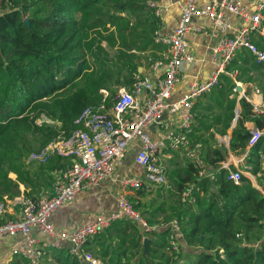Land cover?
Returning a JSON list of instances; mask_svg holds the SVG:
<instances>
[{"label":"trees","instance_id":"trees-1","mask_svg":"<svg viewBox=\"0 0 264 264\" xmlns=\"http://www.w3.org/2000/svg\"><path fill=\"white\" fill-rule=\"evenodd\" d=\"M149 1L0 0V201L21 194L35 200L52 196L55 171L68 168L71 159L54 155L45 164L27 163L30 153L69 138L83 110L101 102L102 89L112 104L119 88H130L145 66L142 59L151 65L162 57L164 47L153 40L162 21ZM227 70H238L236 79L244 84L262 87L264 98V69L252 52L238 51ZM220 79L196 99L189 133L192 146L201 144L217 155L213 161L204 157L214 178L201 175L194 160L180 159L182 150H175L167 160L168 187H158L148 202L141 201L153 192L146 185L129 196L148 223L165 227L148 233L146 252L137 223L114 221L87 243L102 264H264V133L248 149L246 125L254 122L264 130V113L245 96L238 99L235 79L227 74ZM231 128V151L245 154V168L257 184L244 174L236 183L219 165L224 154L213 147L216 134L227 135ZM174 219L179 231L170 224ZM48 253L40 264H83L69 245ZM8 264L31 263L16 252Z\"/></svg>","mask_w":264,"mask_h":264},{"label":"built area","instance_id":"built-area-1","mask_svg":"<svg viewBox=\"0 0 264 264\" xmlns=\"http://www.w3.org/2000/svg\"><path fill=\"white\" fill-rule=\"evenodd\" d=\"M149 4L162 21L153 33V40L164 47L162 57L150 67L157 76H144L138 71L131 87H120L112 104L108 102L109 91L102 89L101 102L83 110L75 120L79 127L69 138L61 136L30 153L27 163L45 164L54 155L71 159L68 168L55 171L52 196L43 195L37 200L21 196L0 201V239L20 235L14 253H20L31 264L49 259L48 249L63 246L64 242L83 264H102V260L88 250L87 243L119 219L137 223L144 238L149 232L165 227L166 224L153 226L148 223L130 200V192L143 185L168 187L166 159L171 156L165 150L185 151L201 167L200 174L213 179L214 174L207 173L201 157L202 145L192 146L189 139L196 99L211 92L220 83L222 74L235 79L238 91V86L244 84L236 79L238 70L227 69L241 49L252 52L264 69V44L259 45L255 37L256 34L264 37V0H150ZM169 15H173L176 22L168 28ZM198 37L209 40L211 72L206 78L200 75L192 78L187 91L174 97L178 84L186 78L185 68L197 61L191 38ZM240 96L249 100L243 91L238 98ZM254 110L264 113V109L258 107ZM151 127L160 129L161 135L154 138L149 132ZM250 130L248 149L264 133L256 126ZM134 140L142 143L134 162L143 174L119 181V207L113 212H101L93 221L83 222L73 230L57 227L52 215L59 208L71 205L82 191L101 187L104 181L111 179ZM225 140L228 148L227 135ZM223 166L229 169L228 179L236 183H240L241 174L254 179L253 174L238 163L234 168ZM188 195L189 191L184 193V197ZM11 201L19 203L22 210L18 217L7 219ZM170 224L176 231L180 230L177 219ZM36 230L49 239L36 235ZM172 242L175 248L179 247L176 241Z\"/></svg>","mask_w":264,"mask_h":264},{"label":"crops","instance_id":"crops-1","mask_svg":"<svg viewBox=\"0 0 264 264\" xmlns=\"http://www.w3.org/2000/svg\"><path fill=\"white\" fill-rule=\"evenodd\" d=\"M249 1L252 0H246V2ZM253 1H258V0H253ZM167 19H168L167 22L168 28L170 26L173 27L176 22L174 16L169 15L167 16ZM255 37L257 40L261 39V37L257 34L255 35ZM191 41H192L193 50L196 54L197 61L185 68L186 78H184L183 81H181L178 84L177 89L174 93V97H179L180 95H182L187 91L189 83L191 82L192 78L196 77L197 75L206 78L211 72L212 64L209 59V55H210L209 40L203 37H198L196 39L191 38ZM160 55L162 56V52L160 53ZM139 71H141L144 76H150V75L153 77L157 76L156 73L152 72L149 66L146 67L140 66ZM255 88H258L260 91V95H261L260 101L252 97ZM249 90H250L249 91L250 96L248 97L249 101L253 102L255 107L264 109V98H263L262 87L255 86L254 84H252ZM246 125L247 127H249V129H251L250 126L252 128L253 126H255L254 122L253 123L248 122V124ZM149 132L150 134H152L154 138H157L161 135L160 129L158 128L151 127L149 129ZM218 135L219 134H216V137ZM141 145L142 143L139 140L133 141L131 148L127 152L124 160L118 166L115 175L111 179H107L106 181H104L103 182L104 184L101 187L84 190L77 196V198H75L72 201L71 205L67 207L59 208L52 215V220L55 223V225H57V227H59L60 229L73 230L74 228L80 226V224L83 222L93 221V219H95L96 216L101 212H113L114 210H116L119 207V204L117 203V193L120 187L119 181L122 178L132 177V175L143 174V170L141 169V167L138 166L136 162H134V157L138 152V150L140 149ZM173 152L174 151L170 152L169 150H165V153H168L170 156H172ZM169 159L170 158L166 159V163L167 160ZM230 160H231L230 161L231 164L238 162L235 156H233ZM150 188L153 189V187ZM21 189L24 192V190L26 189L25 185H21ZM133 190L134 191L130 192L131 195L135 193V189ZM21 196H24V194H21L18 197ZM21 210H22V206L19 203H17L16 201H11V203H9V210L5 218L7 219L16 218L20 215ZM35 234L41 236L44 239H49L48 236H46L44 233L40 231L36 230ZM20 240H21L20 235L13 236L12 238L10 237V238L0 239V264L9 263V261L13 257L14 250L17 247L16 245ZM63 245H68V243L64 242Z\"/></svg>","mask_w":264,"mask_h":264},{"label":"rangeland","instance_id":"rangeland-1","mask_svg":"<svg viewBox=\"0 0 264 264\" xmlns=\"http://www.w3.org/2000/svg\"><path fill=\"white\" fill-rule=\"evenodd\" d=\"M142 61H143V63H145V66H148V65L150 66V60H147V58L142 59ZM151 61H152V60H151ZM242 88H243V92L246 93V91H247L248 89H250L251 86H250V85H247V84H242ZM239 92H240V91H239ZM240 93H241V92H240ZM246 96L249 97L250 94L248 93ZM248 128H249V127H248ZM250 128H252V127L250 126ZM217 139H218V142L215 143L213 147H219V148H222V153L224 154V159H223L222 162L219 163V165H227L228 167H231V168H232V166H233L234 164L239 163L240 165H242V167L245 168L246 160L244 159V157H245L244 154L240 156V155H235L234 152H232V151L230 152L229 150L225 152V151H224V147L227 148L226 140H225V135H223V136H222V135H218V136H217ZM227 149H228V148H227ZM178 153H179L180 159H183L182 156L186 155V152H185V151H181V152L179 151ZM200 153H201V157L203 156V159H202V160L204 161V165H205V169H206L207 173L212 174L213 169H212L210 166L207 165V162H206V160H204V157H206V156L208 155L209 160L213 161V159H215V158L217 157V155L214 154V153L212 154L211 151H210L208 148H204V147H201V149H200ZM233 156L236 157V159L238 160V162H237V163H233V165H232L231 162H230V161H231L230 159H231ZM263 159H264V156H263ZM253 176H254V175H253ZM253 181L255 182V184H257V180L255 179V176H254ZM158 189H159L158 187H153V192H152V194L143 197V198L141 199V201H142V202H148L150 199L153 198L155 192H157ZM133 191H134V190H133ZM130 195H131V194H130Z\"/></svg>","mask_w":264,"mask_h":264},{"label":"water","instance_id":"water-1","mask_svg":"<svg viewBox=\"0 0 264 264\" xmlns=\"http://www.w3.org/2000/svg\"><path fill=\"white\" fill-rule=\"evenodd\" d=\"M238 90L239 91H243L242 86H238ZM240 98H241V96L238 99H240ZM240 111H241V105H240V103H238V105L236 107V117L234 118V121H233V124H232V128L234 126H236V124H237V120H238V117L240 115ZM232 128L230 129V131H229V133L227 135V140H229V145H228L229 151H231V140H232L231 139V133H232ZM149 242H150V239L148 237L144 238L143 243H144L145 251L146 252L148 251L149 246H150V243Z\"/></svg>","mask_w":264,"mask_h":264},{"label":"bare ground","instance_id":"bare-ground-1","mask_svg":"<svg viewBox=\"0 0 264 264\" xmlns=\"http://www.w3.org/2000/svg\"><path fill=\"white\" fill-rule=\"evenodd\" d=\"M260 91H259V89L258 88H255L254 89V93H253V98H256L258 101H260L261 100V98H260Z\"/></svg>","mask_w":264,"mask_h":264}]
</instances>
